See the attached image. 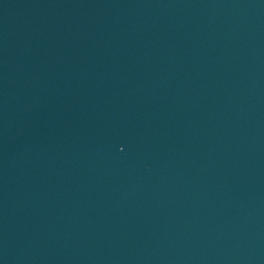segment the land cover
I'll list each match as a JSON object with an SVG mask.
<instances>
[{
	"label": "water",
	"instance_id": "water-1",
	"mask_svg": "<svg viewBox=\"0 0 264 264\" xmlns=\"http://www.w3.org/2000/svg\"><path fill=\"white\" fill-rule=\"evenodd\" d=\"M0 264H264V0H0Z\"/></svg>",
	"mask_w": 264,
	"mask_h": 264
}]
</instances>
